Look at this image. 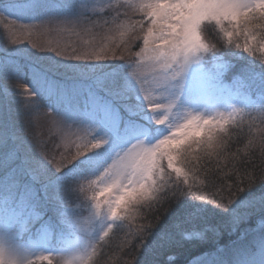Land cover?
I'll list each match as a JSON object with an SVG mask.
<instances>
[{
	"label": "snow or ice",
	"instance_id": "obj_1",
	"mask_svg": "<svg viewBox=\"0 0 264 264\" xmlns=\"http://www.w3.org/2000/svg\"><path fill=\"white\" fill-rule=\"evenodd\" d=\"M97 3L102 6L89 8L82 3L81 14L72 16L73 0H0V24L13 37L0 51V78L23 98L26 112L39 114L37 99H48L43 115L49 135L58 137L65 148L75 145L76 151L62 154L57 161L34 135L39 156L77 184L83 180L89 189L96 186L87 223L101 222L96 237L104 241L120 227L118 222L135 218L134 205L162 208L188 196L208 201L207 195L199 194L204 183L199 176L203 160L216 157L219 166V160L237 159V153L227 152L228 142L221 134L237 118L243 123V109L236 102H250L247 90L258 89L264 101V0ZM121 9L140 13V20L132 21L129 12ZM106 12L116 15L108 19L103 15ZM97 28L104 30L100 43H96ZM52 33L90 38L83 39L82 46L59 38L28 40L36 53H52L48 58L53 66L26 70L22 39ZM133 41H142L138 51L132 50ZM9 43L15 47L9 48ZM237 50L259 60L260 70L249 61L234 72L232 60L240 58ZM117 60L121 63H107ZM57 61L72 70L69 79L58 78ZM229 73H233L230 80ZM258 111L264 124V103ZM32 123L26 122V130ZM254 127L255 121L249 126L250 134ZM257 146L264 155V127L256 129L242 151L247 155ZM250 188L251 179L248 188L237 185L236 193ZM79 190L85 191L83 184ZM232 196L230 191L226 202L214 197L210 203L228 210L237 204ZM256 206L264 212V193L233 208L234 220L238 223L243 218L240 207ZM149 228L150 224L137 229L141 241ZM100 247L92 242L82 254L63 258V264H91ZM5 253L0 247V264ZM9 264L20 262L13 259ZM27 264H53V259L39 255Z\"/></svg>",
	"mask_w": 264,
	"mask_h": 264
},
{
	"label": "trees",
	"instance_id": "obj_2",
	"mask_svg": "<svg viewBox=\"0 0 264 264\" xmlns=\"http://www.w3.org/2000/svg\"><path fill=\"white\" fill-rule=\"evenodd\" d=\"M131 13L134 17L139 14L130 11L129 15ZM103 15L110 19L116 13L108 12ZM119 19L121 20L122 17ZM98 30L99 28L94 29L97 35L101 33H98ZM30 40L36 42L39 38L34 37ZM20 46L26 51L21 57L24 64L26 60L42 61L43 59L46 61L48 59V54L36 53L28 41L21 43ZM237 51L240 58L232 60L235 66L234 72L246 67L249 61L254 62L253 66L257 71L260 70L261 62L259 60H255L248 53ZM258 55L259 53H257ZM107 63L119 64L121 61H108ZM47 65L49 66V64ZM232 74L229 73L227 79H231ZM0 82L6 83L2 78H0ZM251 90L259 92L255 88ZM24 113L21 115L24 116ZM38 115L41 117L40 120L44 116L43 113ZM242 116L243 123H239V118H237V123L227 125L225 132L221 134L228 142L227 152L237 153V159L219 160V166H217L218 158L214 157L211 160L205 158L201 164L199 176L204 183L200 186L199 194L207 195L208 201L203 202L188 196L179 202L172 201L170 204H165L162 208L160 205L151 209L142 204L134 205L133 207L138 210L134 219L118 222L120 227L115 228L104 241H99L98 237L91 241V243L101 245L99 255L94 257L91 264H191L192 260L204 255L226 256L239 247L253 246L254 249L257 248L258 244L264 240V219H262L264 212L259 206L240 207L238 211L243 218L237 223L233 217V208L252 199L254 194H257L258 198L260 193H264V155L261 154L258 146L249 149L247 155L242 151L248 144L250 136L256 135V129L264 127V124L261 123L258 110L244 111ZM16 121L11 123L10 131L11 133L16 132L19 137L12 141L14 143L6 139L7 143L4 144L7 147L12 146V148L15 145L14 147L18 148L21 154L18 163L25 162L22 159L23 156L28 158L27 161L30 163L28 155L40 158L39 149L33 139H28L30 133L24 130L26 123L19 120L18 123H15ZM253 121H255V127L250 134L249 126ZM40 131L41 134L38 137L43 141V150L59 161L62 155V146L57 145L58 139L49 135L48 130L41 128ZM18 139H22V141ZM27 141H31L32 144ZM195 153H199V149H195ZM23 166L27 168L26 164L22 163L20 167L23 168ZM51 171L52 169L47 167V172L50 175L41 172V176L36 175L35 178L26 171L22 174V184L31 187L41 203L43 202L49 207L48 213L53 214L50 204L58 203L59 195L63 194L65 197L69 192L67 186L64 184L61 186L56 181L57 177H60L58 175L60 172L53 173ZM249 179H251L249 191L236 193L237 185L241 188H248ZM196 191L197 189L194 188L193 192ZM230 191L233 193L231 198L237 199V204L228 210L210 203L214 197L218 202L223 197V201L226 202ZM149 224L151 228L146 229L147 237L141 241L137 229L141 225Z\"/></svg>",
	"mask_w": 264,
	"mask_h": 264
},
{
	"label": "rangeland",
	"instance_id": "obj_3",
	"mask_svg": "<svg viewBox=\"0 0 264 264\" xmlns=\"http://www.w3.org/2000/svg\"><path fill=\"white\" fill-rule=\"evenodd\" d=\"M54 2H62V0H54ZM119 2L124 3L125 0H119ZM141 2L142 0H128V3L132 4H139ZM82 3L89 8L102 6V3L98 4L97 0H73L72 16L81 14L80 6ZM125 10L128 12L132 11L131 9H121V12ZM86 14L91 15V13ZM121 17V20H124V17ZM140 18V13L136 17L132 13L129 15V19L132 21L140 20ZM94 19H97V17H94ZM18 23H38V21H21ZM50 27H55V24L50 25ZM76 31H80V29L78 28ZM103 31L101 29L98 30V33H101L97 35L96 43H100ZM34 37L37 36L22 39V43ZM11 38L13 37L9 29L0 24V49L3 50L6 42ZM37 38L39 40H36V42L59 38L64 42L82 46V40L89 39L90 37L83 34H81L80 38L68 34L57 37L55 33H52ZM133 45L137 47L138 45L142 46V41H133L132 50L138 51L139 49ZM8 47L15 46L9 43ZM46 54H48L47 58L52 56V53ZM45 63L49 64V66ZM24 65L27 69L32 66L48 68L53 66V61L49 58L46 61H43V59L42 61L32 59V61L26 60ZM54 70L58 78L61 79H69L72 75V70L66 67L64 62L57 61L54 65ZM246 94L250 97L248 104L236 102L237 107L242 108L243 112L258 110V106L264 103L259 98V92H253L249 89ZM22 100L23 98L14 92L12 84L0 82V247H3L8 255L15 257L20 264H27L28 260L39 255H51L53 264H63V258L82 254L91 241L96 238L99 231L101 226L99 220L93 221L90 225L87 223L88 217L93 212L92 205L94 202L91 200V197L96 186H93V189H89L87 182L85 183L82 180L79 184H83L85 191L81 192L79 184H77L74 178L59 173L60 177L58 176L56 181L61 186L63 184L67 186L69 193L65 197L63 194L59 195L57 199L58 203L50 204L54 212L51 214L48 213L49 207L43 202L41 203L37 198V194L32 191V188L22 184V174L26 171L31 176L33 175L34 178L36 175L41 176V172L50 175L47 172V167L51 168L53 173H57L55 164L51 166L43 162L41 158L32 157L31 155H28L30 163L27 161L28 158L22 157L25 161L22 163L26 164L27 168L24 166L23 168L20 167L22 163H18V160L21 159L18 148L14 147L15 145H13V148L12 146L7 147L4 144L7 143L6 139L12 142L19 137L16 135V132L11 133L10 131L11 123L15 120H17L15 123H18V120L24 121V123L32 120L31 129H24L25 132L30 133H27L29 135L28 139H33L34 135L38 136L41 134V128L44 130L48 128V120L45 116L40 120V115L33 111L24 113L25 109ZM36 103L39 106V113H44L49 105L46 97L38 98ZM221 110L226 112L231 111V109ZM22 113H24V116L21 115ZM57 139V145L62 146V154L75 153V145L65 148L60 139L58 137ZM18 140L22 141V139ZM27 142L32 144L31 141ZM65 178L66 181H64ZM45 192H47L46 189ZM191 264H264V243H259L255 249L253 246L239 247L226 256H200L192 260Z\"/></svg>",
	"mask_w": 264,
	"mask_h": 264
},
{
	"label": "clouds",
	"instance_id": "obj_4",
	"mask_svg": "<svg viewBox=\"0 0 264 264\" xmlns=\"http://www.w3.org/2000/svg\"><path fill=\"white\" fill-rule=\"evenodd\" d=\"M13 259H16V258L13 257V256L8 255L7 253H5V255H4V264H9V261L13 260Z\"/></svg>",
	"mask_w": 264,
	"mask_h": 264
}]
</instances>
